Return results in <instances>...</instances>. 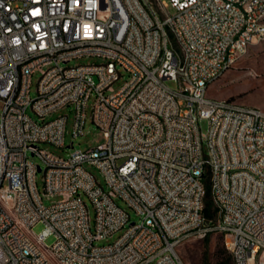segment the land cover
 Returning <instances> with one entry per match:
<instances>
[{"label":"built area","instance_id":"obj_1","mask_svg":"<svg viewBox=\"0 0 264 264\" xmlns=\"http://www.w3.org/2000/svg\"><path fill=\"white\" fill-rule=\"evenodd\" d=\"M263 39L264 0H0V264H185L177 246L213 232L264 264V110L207 95ZM91 97L102 141L40 146L66 147L67 115L45 118L68 105L83 135Z\"/></svg>","mask_w":264,"mask_h":264},{"label":"rangeland","instance_id":"obj_2","mask_svg":"<svg viewBox=\"0 0 264 264\" xmlns=\"http://www.w3.org/2000/svg\"><path fill=\"white\" fill-rule=\"evenodd\" d=\"M172 12V9H169ZM98 61L97 58H80L74 59L68 63V65H78L82 63H91ZM39 79V73H35L31 78V91L30 95L32 98L36 95V86ZM127 76L119 79L114 83V89L120 88L126 81ZM168 84L174 87V83L169 81ZM207 95L213 98H228L231 100H236L243 104L253 105L260 107L264 110V39L253 43L247 47V50L243 55H241L237 61L217 80L209 84ZM92 103L93 97L87 101L86 105V122L84 126L83 135L77 137L72 136L73 121H74V107L73 105H68L56 113L49 115L45 118V121L54 118L58 114L67 115L66 123V134H65V148L56 147L50 144H40L41 147L53 152L54 154L67 157L71 151L74 149H86L89 145H93L95 142L102 141V136L99 129L93 123L91 119L92 113ZM1 101H0V112H1ZM28 113L39 123H42L36 115L33 114L31 109ZM200 127L202 132H207V121L202 120L200 122ZM73 142L72 147H69L70 143ZM29 158L36 165H41L43 168V163L41 160L35 156L29 154ZM86 167L94 173L98 178L101 179L99 172L92 166L86 165ZM43 169L36 173V184L40 190L43 203L49 205L52 202H56L62 199L61 196H47L44 192V179H43ZM104 185L103 180L101 179ZM83 199L88 205L91 218L93 219L94 210L90 200L86 195L83 194ZM116 203L123 209H125L130 215V222L136 221L138 216L135 212L127 206V204L121 199H116ZM43 228V224L38 223L33 227L35 233H39ZM121 232L115 233L107 241L101 240L98 244L113 242ZM55 238L53 235L48 236L45 239V243L49 246L53 244ZM224 244V236L221 233L213 232L207 236V238H190L182 241L176 248L178 255L185 264H205L204 259L206 254L211 259V263L218 264L221 260L220 249Z\"/></svg>","mask_w":264,"mask_h":264},{"label":"trees","instance_id":"obj_3","mask_svg":"<svg viewBox=\"0 0 264 264\" xmlns=\"http://www.w3.org/2000/svg\"><path fill=\"white\" fill-rule=\"evenodd\" d=\"M207 205H209V199L207 200ZM208 212V209L206 208V213ZM207 238V237H206ZM220 253H221V260L219 261L218 264H234L233 261V257L232 254L230 253V251L226 248L225 244H223V246L220 249ZM211 259L209 258V256L206 254L204 262L205 264H213L210 261Z\"/></svg>","mask_w":264,"mask_h":264},{"label":"bare ground","instance_id":"obj_4","mask_svg":"<svg viewBox=\"0 0 264 264\" xmlns=\"http://www.w3.org/2000/svg\"><path fill=\"white\" fill-rule=\"evenodd\" d=\"M19 65H26V58H19ZM260 122H264V115H260Z\"/></svg>","mask_w":264,"mask_h":264}]
</instances>
